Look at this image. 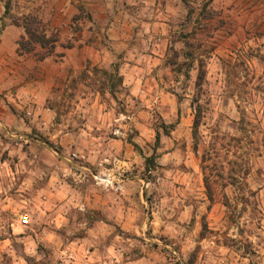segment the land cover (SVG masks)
<instances>
[{
	"label": "rangeland",
	"instance_id": "rangeland-1",
	"mask_svg": "<svg viewBox=\"0 0 264 264\" xmlns=\"http://www.w3.org/2000/svg\"><path fill=\"white\" fill-rule=\"evenodd\" d=\"M66 2L0 0V37L22 33L16 50L0 40V264H264V0H160L161 61L137 94L120 61L66 64L81 58L68 50L95 7L72 2L70 27H52ZM29 16L57 42L21 55ZM97 174L122 179L105 187ZM51 183L56 217L67 218L58 224L37 206ZM73 188L71 206L105 195L107 225H94L93 209L63 207ZM115 192L134 207L122 225ZM90 228L98 235L81 242Z\"/></svg>",
	"mask_w": 264,
	"mask_h": 264
},
{
	"label": "crops",
	"instance_id": "crops-1",
	"mask_svg": "<svg viewBox=\"0 0 264 264\" xmlns=\"http://www.w3.org/2000/svg\"><path fill=\"white\" fill-rule=\"evenodd\" d=\"M65 4L58 3L56 5L55 17L52 19V27L66 26L70 27L71 19L74 13L71 10V3H82L87 6H95L92 12V17L86 19L85 23H81L84 29V39H80L76 42V46L68 50V58L75 57L81 54L80 59L71 61L66 64L81 66L83 63H87L89 60L94 65L111 66L114 63L121 62L122 71L124 75L125 84L131 88L133 94H137L141 82L145 80V68L147 66L155 65L160 62L159 57L165 40H162L161 28L164 29L165 22L163 12L160 4V0H66ZM69 5V8L64 9V5ZM99 9V10H98ZM103 11H102V10ZM156 10V14L152 11ZM151 11V12H149ZM1 13V9H0ZM147 13H150L147 15ZM49 18V19H50ZM64 18L65 21H64ZM20 31L14 26H9L2 33L0 40L3 44H12L16 50L18 47V39ZM95 38V42L88 43L85 37ZM80 44L82 48H79ZM3 47V46H2ZM1 48V47H0ZM150 53H153L152 55ZM117 54H123L122 59H118ZM155 54V55H154ZM158 55V56H157ZM77 60V61H76ZM0 62L3 63L4 59L1 58ZM153 63V64H152ZM137 189H128L125 196V200L133 201L134 195L137 194ZM71 197H68V201L63 206H69V209L76 208L79 211H91L95 210L100 216L94 225L101 226L107 225L105 219L101 218V215L105 214V211L110 209V201H106L104 194L97 193L88 194L87 202L72 203L71 200L77 199L76 195L80 194V190L73 188L71 190ZM117 192V190H116ZM114 193V204L112 208L122 212L118 218H115L117 224H124L123 213L130 216L134 207L125 206V200L122 198L121 193ZM120 192V191H118ZM60 190L51 183L47 188L41 189L37 193V200L39 205L38 209L41 212V219L48 224H58L59 222H65L67 219L65 216L56 217L61 209L60 205H57V198L60 196ZM113 202V201H112ZM59 209V210H58ZM102 213V214H101ZM47 228L40 233L39 237L44 236L47 233ZM88 236L82 239L84 242L89 239V236H97L95 228H90L87 231ZM50 238L53 234L49 233ZM65 253V252H64ZM66 253H70L66 251ZM71 256L76 257L77 261L82 260V255L77 252H72ZM86 258L91 259V256ZM84 258V259H86Z\"/></svg>",
	"mask_w": 264,
	"mask_h": 264
},
{
	"label": "trees",
	"instance_id": "trees-1",
	"mask_svg": "<svg viewBox=\"0 0 264 264\" xmlns=\"http://www.w3.org/2000/svg\"><path fill=\"white\" fill-rule=\"evenodd\" d=\"M8 12H9V9H7V13ZM40 23H41L40 20L35 16H29L25 18L24 27L26 28L28 40H26V42L25 40H22L19 44L18 52L21 55H24L25 53L34 52L37 45H41L43 48H47L51 44H52L51 46H54V44H56L57 39L55 40L48 39L44 30L40 32ZM50 54L51 53L49 51L48 54L41 57V60H44ZM104 74L108 75L109 73L105 71ZM119 81L120 82L123 81L121 76L119 77ZM174 128H175V124H171L169 126L164 125V132L166 134H170V132L173 131ZM157 139L158 141L160 140L159 133H158Z\"/></svg>",
	"mask_w": 264,
	"mask_h": 264
},
{
	"label": "built area",
	"instance_id": "built-area-1",
	"mask_svg": "<svg viewBox=\"0 0 264 264\" xmlns=\"http://www.w3.org/2000/svg\"><path fill=\"white\" fill-rule=\"evenodd\" d=\"M94 179L96 180L97 184L103 185L105 187H111V188H116L117 183L122 179L121 175L117 174H108V175H101L97 174L93 176ZM31 222V218L28 214L22 215L20 219V223L23 226H28Z\"/></svg>",
	"mask_w": 264,
	"mask_h": 264
}]
</instances>
